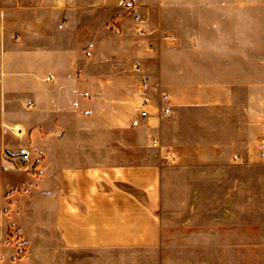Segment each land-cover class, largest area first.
<instances>
[{"label": "crops", "instance_id": "1", "mask_svg": "<svg viewBox=\"0 0 264 264\" xmlns=\"http://www.w3.org/2000/svg\"><path fill=\"white\" fill-rule=\"evenodd\" d=\"M253 6L0 0V264L208 263L187 255L201 240L166 238L165 177L202 163L214 123L215 138L224 135L213 112L241 101L232 162L215 141V173L221 183L231 169L232 201L240 196L254 212L253 190L243 194L264 182L255 151L264 135H256L264 129V32ZM155 71L168 74L158 77L166 88ZM144 77L168 93L173 115L158 117L151 88L150 116L133 127ZM21 147L34 169L12 160ZM235 226L226 231L236 238L216 246L256 247V228Z\"/></svg>", "mask_w": 264, "mask_h": 264}, {"label": "rangeland", "instance_id": "2", "mask_svg": "<svg viewBox=\"0 0 264 264\" xmlns=\"http://www.w3.org/2000/svg\"><path fill=\"white\" fill-rule=\"evenodd\" d=\"M168 2L169 0H162ZM232 0H224L225 5H231ZM235 1V0H234ZM241 5L246 1H253V9L256 30L264 32V0H239ZM170 11V8H166ZM264 40L257 43V48L264 47ZM150 47V46H149ZM154 48V47H153ZM150 47V49H153ZM152 80L161 84L164 88L166 85L159 81L158 77L167 81L168 74L165 72H153ZM240 98V97H239ZM238 98V99H239ZM240 104L221 107L218 112H213L214 118H218L217 124L223 131L222 137L215 138L217 132L215 123L213 131H209V142L207 151L204 153L202 163H191L186 169L180 168L168 171L165 177L164 185V204L162 209L163 222L167 225L165 236L171 240H201L206 243L205 246L198 248H187V255H202L207 258V264H233L232 258L236 260L234 264H264V182L245 185L243 194H249L248 188L253 190L255 196L254 212L248 213L247 200L240 196L232 201V170L229 169L224 175L221 183L216 179L215 162L217 161V145L215 141L223 140L224 151L221 159L232 162L231 140L239 129V124L243 120L240 112ZM261 105H257L259 107ZM198 111V110H197ZM200 120H197V123ZM262 127V126H261ZM256 127V135L264 133V129ZM255 151L260 161L264 159L259 156V147L264 140V135L258 136ZM253 149V148H252ZM227 162H225L226 164ZM242 173H240L241 175ZM256 176L258 175L256 172ZM239 173L236 172V176ZM244 176L245 173H243ZM224 197V200L222 199ZM233 212V214H232ZM239 226L240 230L247 225L256 228V247H220L216 246L222 238L225 243H231L236 238L229 237L232 232H227L232 225ZM190 225V226H188ZM216 225L223 226L224 230L216 229ZM188 226V228H187ZM235 226V227H236ZM243 226V227H242ZM187 228V229H186ZM185 229V230H184ZM218 231V232H217ZM14 236V235H13ZM223 236V237H221ZM19 241L21 238L16 236ZM231 240V241H229ZM239 260V263L237 262ZM247 260H250L247 261Z\"/></svg>", "mask_w": 264, "mask_h": 264}, {"label": "built area", "instance_id": "3", "mask_svg": "<svg viewBox=\"0 0 264 264\" xmlns=\"http://www.w3.org/2000/svg\"><path fill=\"white\" fill-rule=\"evenodd\" d=\"M135 19L138 23H144V20L140 16H136ZM140 33L145 34V30H142ZM150 47L153 48V45L150 44ZM151 88L156 89V92L160 98L157 104L158 117L160 119H166L173 115V109L170 104L168 93L164 90H161L158 85H154L150 77H144L141 83L138 114L132 119L131 122L133 127H140L144 125L150 116V109L153 103L152 99L149 97L148 91ZM259 156L260 158L264 159V140L261 142L259 147ZM12 160L18 162V164L23 168L29 170L35 168L31 158V151L28 147H21Z\"/></svg>", "mask_w": 264, "mask_h": 264}]
</instances>
